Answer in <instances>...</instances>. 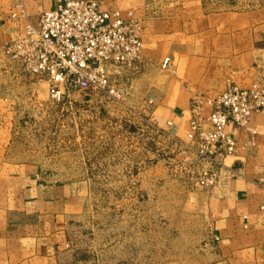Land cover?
Returning <instances> with one entry per match:
<instances>
[{"label":"crops","instance_id":"1","mask_svg":"<svg viewBox=\"0 0 264 264\" xmlns=\"http://www.w3.org/2000/svg\"><path fill=\"white\" fill-rule=\"evenodd\" d=\"M57 5L0 0V264H81L71 253L69 220L89 181L46 180L40 165L27 160L13 122L28 85L4 73V45ZM101 7L141 24L147 66L132 80V95L138 105L153 101L154 118L163 126L171 121L184 143L195 95L264 79V0H102ZM251 127L254 145L229 128L239 148L223 160L208 197L214 252L201 264H264V115H253Z\"/></svg>","mask_w":264,"mask_h":264},{"label":"rangeland","instance_id":"2","mask_svg":"<svg viewBox=\"0 0 264 264\" xmlns=\"http://www.w3.org/2000/svg\"><path fill=\"white\" fill-rule=\"evenodd\" d=\"M146 66L136 76L108 69L127 91L119 100L84 88L55 101L48 78L20 76L28 87L13 126L27 160L46 180L89 181L69 220L81 264H201L214 252L208 197L222 166L156 120L151 104H136L132 80Z\"/></svg>","mask_w":264,"mask_h":264},{"label":"built area","instance_id":"3","mask_svg":"<svg viewBox=\"0 0 264 264\" xmlns=\"http://www.w3.org/2000/svg\"><path fill=\"white\" fill-rule=\"evenodd\" d=\"M101 6L102 0H58L57 8L25 23L3 47L8 71L48 78L55 101H61L70 90L84 88L119 100L127 91L122 85L116 87L108 69L119 73L126 69L132 76L141 73L146 64L142 27L119 10ZM169 65L166 59L162 67ZM255 114L264 115V79L247 88L229 82L216 95L192 98L187 139L199 146L209 163L223 167V160L239 148V140L229 128L245 132L247 144L254 145L251 122ZM172 126L171 121L166 123L167 128Z\"/></svg>","mask_w":264,"mask_h":264}]
</instances>
